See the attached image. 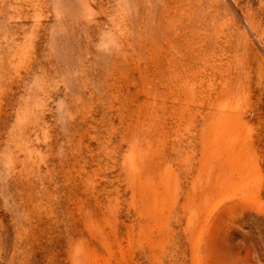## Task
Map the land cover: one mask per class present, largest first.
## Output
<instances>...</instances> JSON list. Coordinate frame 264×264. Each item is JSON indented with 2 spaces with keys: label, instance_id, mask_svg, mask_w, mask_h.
Segmentation results:
<instances>
[{
  "label": "rangeland",
  "instance_id": "1",
  "mask_svg": "<svg viewBox=\"0 0 264 264\" xmlns=\"http://www.w3.org/2000/svg\"><path fill=\"white\" fill-rule=\"evenodd\" d=\"M0 264H264V0H0Z\"/></svg>",
  "mask_w": 264,
  "mask_h": 264
}]
</instances>
